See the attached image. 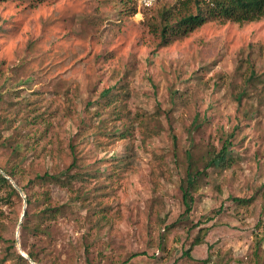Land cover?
Masks as SVG:
<instances>
[{
	"label": "rangeland",
	"instance_id": "rangeland-1",
	"mask_svg": "<svg viewBox=\"0 0 264 264\" xmlns=\"http://www.w3.org/2000/svg\"><path fill=\"white\" fill-rule=\"evenodd\" d=\"M128 1L0 0V169L34 195L0 185V258L264 264V16L163 41L181 6ZM227 138L232 161L206 168ZM75 157L87 180L36 181Z\"/></svg>",
	"mask_w": 264,
	"mask_h": 264
},
{
	"label": "trees",
	"instance_id": "trees-1",
	"mask_svg": "<svg viewBox=\"0 0 264 264\" xmlns=\"http://www.w3.org/2000/svg\"><path fill=\"white\" fill-rule=\"evenodd\" d=\"M37 2H43L45 0H32ZM128 1V0H127ZM135 1V0H134ZM129 2V1H128ZM181 8L182 12L176 17L175 22H171L170 19L164 22L162 28V39L174 40L177 38H182L192 33L194 30L203 26L210 21H222V22H234L238 24H244L248 22H253L261 19L264 16V0H185L177 2ZM135 11V10H134ZM110 90L105 91V95H108ZM230 138H227L223 144L222 150L217 153H211L209 160L207 162L206 168L218 167L222 163L232 161V155L234 153L231 148ZM19 148H15L14 152L18 153ZM206 168L204 170L193 169L192 166L189 167L187 171V177L182 185L183 191V203L185 206V212L181 219H188L189 214L193 210L194 196L193 193L198 190L199 184L205 176ZM11 179L16 180V175L14 171H8L1 168ZM88 173L83 172L80 166L77 165V158L75 157L72 164L61 174L52 175L46 172L43 175H37L36 181H53L60 183L63 186L71 187L76 181L87 180ZM34 181H31L33 183ZM17 184H19L17 182ZM0 185L8 189L10 197L16 196L20 197V193L15 189L13 184L0 172ZM22 191L27 195L28 208L34 202V195L27 191L25 187H21ZM80 198L77 195L75 199L71 200L70 204H76ZM237 203H248L249 201L235 199ZM60 211L58 208H53L47 205L41 213L54 215L56 212ZM29 216L28 210L25 215V219ZM24 222L22 223V228H24ZM14 245L7 247V253L3 259L0 258V264H5L7 261L13 262V264H21L27 262V259L19 254L17 251H12ZM30 258L38 263L36 255L32 252H27ZM137 254L132 256L135 257Z\"/></svg>",
	"mask_w": 264,
	"mask_h": 264
},
{
	"label": "built area",
	"instance_id": "built-area-1",
	"mask_svg": "<svg viewBox=\"0 0 264 264\" xmlns=\"http://www.w3.org/2000/svg\"><path fill=\"white\" fill-rule=\"evenodd\" d=\"M159 0H136L137 2V7L138 9H143V10H149L152 9ZM176 2H181L185 0H175Z\"/></svg>",
	"mask_w": 264,
	"mask_h": 264
},
{
	"label": "water",
	"instance_id": "water-1",
	"mask_svg": "<svg viewBox=\"0 0 264 264\" xmlns=\"http://www.w3.org/2000/svg\"><path fill=\"white\" fill-rule=\"evenodd\" d=\"M0 172L7 178V179H9V180H11V178L3 171V170H1L0 169ZM13 185H14V187L18 190V191H21V189L13 182ZM25 212H24V214H23V217L25 216ZM23 256L25 257V258H27L28 260H30L32 263H33V260L28 256V255H26V254H23Z\"/></svg>",
	"mask_w": 264,
	"mask_h": 264
}]
</instances>
